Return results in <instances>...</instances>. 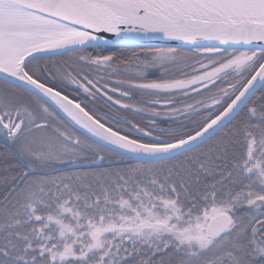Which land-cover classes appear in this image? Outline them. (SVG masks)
<instances>
[{"label": "snow or ice", "instance_id": "1", "mask_svg": "<svg viewBox=\"0 0 264 264\" xmlns=\"http://www.w3.org/2000/svg\"><path fill=\"white\" fill-rule=\"evenodd\" d=\"M0 264H264V0H0Z\"/></svg>", "mask_w": 264, "mask_h": 264}, {"label": "water", "instance_id": "2", "mask_svg": "<svg viewBox=\"0 0 264 264\" xmlns=\"http://www.w3.org/2000/svg\"><path fill=\"white\" fill-rule=\"evenodd\" d=\"M157 45H159V44H162V43H164L163 41H157V42H155ZM172 46H175V44L176 43H178V42H169Z\"/></svg>", "mask_w": 264, "mask_h": 264}]
</instances>
